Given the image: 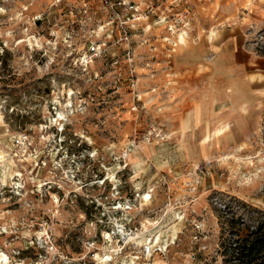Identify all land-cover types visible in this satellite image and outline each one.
I'll return each mask as SVG.
<instances>
[{"label":"rangeland","instance_id":"obj_1","mask_svg":"<svg viewBox=\"0 0 264 264\" xmlns=\"http://www.w3.org/2000/svg\"><path fill=\"white\" fill-rule=\"evenodd\" d=\"M0 48V264H223L224 205L264 211V0H0Z\"/></svg>","mask_w":264,"mask_h":264},{"label":"trees","instance_id":"obj_2","mask_svg":"<svg viewBox=\"0 0 264 264\" xmlns=\"http://www.w3.org/2000/svg\"><path fill=\"white\" fill-rule=\"evenodd\" d=\"M6 54L0 48V61ZM223 212L219 243L223 264H264V211L235 199L224 205Z\"/></svg>","mask_w":264,"mask_h":264},{"label":"bare ground","instance_id":"obj_3","mask_svg":"<svg viewBox=\"0 0 264 264\" xmlns=\"http://www.w3.org/2000/svg\"><path fill=\"white\" fill-rule=\"evenodd\" d=\"M179 39H180V40H178V42L181 41V44H184V43L186 42V41H185V39H186V38H185V35H184V36L182 35ZM179 43H180V42H179ZM184 45H185V44H184ZM182 46H183V45H182ZM219 132L222 133L221 131H219Z\"/></svg>","mask_w":264,"mask_h":264},{"label":"built area","instance_id":"obj_4","mask_svg":"<svg viewBox=\"0 0 264 264\" xmlns=\"http://www.w3.org/2000/svg\"><path fill=\"white\" fill-rule=\"evenodd\" d=\"M106 3H108V0H106Z\"/></svg>","mask_w":264,"mask_h":264}]
</instances>
